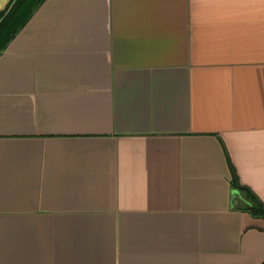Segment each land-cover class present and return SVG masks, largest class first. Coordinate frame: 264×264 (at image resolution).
Segmentation results:
<instances>
[{
  "label": "crops",
  "instance_id": "crops-1",
  "mask_svg": "<svg viewBox=\"0 0 264 264\" xmlns=\"http://www.w3.org/2000/svg\"><path fill=\"white\" fill-rule=\"evenodd\" d=\"M234 181L264 206V0H45L0 54V264H264Z\"/></svg>",
  "mask_w": 264,
  "mask_h": 264
},
{
  "label": "trees",
  "instance_id": "trees-1",
  "mask_svg": "<svg viewBox=\"0 0 264 264\" xmlns=\"http://www.w3.org/2000/svg\"><path fill=\"white\" fill-rule=\"evenodd\" d=\"M44 2L45 0H12L9 6L0 12V54L22 31ZM231 189L236 199L234 210L244 212L253 219L264 220V206L258 203L250 192L238 187L235 181Z\"/></svg>",
  "mask_w": 264,
  "mask_h": 264
},
{
  "label": "water",
  "instance_id": "water-1",
  "mask_svg": "<svg viewBox=\"0 0 264 264\" xmlns=\"http://www.w3.org/2000/svg\"><path fill=\"white\" fill-rule=\"evenodd\" d=\"M235 202H236L235 195L231 194V203L235 204Z\"/></svg>",
  "mask_w": 264,
  "mask_h": 264
}]
</instances>
